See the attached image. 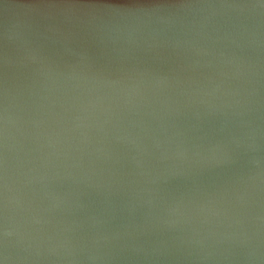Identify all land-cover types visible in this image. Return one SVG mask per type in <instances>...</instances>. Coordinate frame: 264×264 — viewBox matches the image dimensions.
<instances>
[{"label": "water", "instance_id": "obj_1", "mask_svg": "<svg viewBox=\"0 0 264 264\" xmlns=\"http://www.w3.org/2000/svg\"><path fill=\"white\" fill-rule=\"evenodd\" d=\"M3 264H264V0H0Z\"/></svg>", "mask_w": 264, "mask_h": 264}, {"label": "clouds", "instance_id": "obj_2", "mask_svg": "<svg viewBox=\"0 0 264 264\" xmlns=\"http://www.w3.org/2000/svg\"><path fill=\"white\" fill-rule=\"evenodd\" d=\"M0 264H3V262H2V261H0Z\"/></svg>", "mask_w": 264, "mask_h": 264}]
</instances>
